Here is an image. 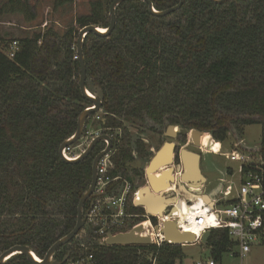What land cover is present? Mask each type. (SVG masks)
I'll use <instances>...</instances> for the list:
<instances>
[{
	"label": "trees",
	"instance_id": "16d2710c",
	"mask_svg": "<svg viewBox=\"0 0 264 264\" xmlns=\"http://www.w3.org/2000/svg\"><path fill=\"white\" fill-rule=\"evenodd\" d=\"M150 1L158 11L179 2ZM31 2L0 0V17L18 13L31 22L35 20ZM112 2L92 1L88 13L75 17V26L62 34L48 28L15 39L18 52L13 59L5 54L10 41L3 43L0 37V253L22 245L42 258L75 227L79 201L90 186L93 159L104 145L99 143L73 165L58 155L61 144L75 132L78 116L90 105L79 91L80 69L72 48L79 29L91 24L108 27ZM71 3L54 0L53 9ZM115 18L108 37L88 34L82 46L85 85L98 86L104 93L100 114L105 122L96 125L122 133L112 139L110 177L128 181L133 151L139 160L146 158L141 135L147 120L157 126L201 130L217 142L224 141L231 129L241 134L239 128L259 125L264 157V0L222 5L185 0L179 10L164 17L150 15L140 1H125L116 7ZM120 183H111L109 190ZM125 212L143 214L130 201ZM140 221L131 218L129 226ZM80 242L84 245L77 246ZM70 244L73 248L65 245L56 251L57 261L68 251L69 261L91 255L95 264H180L186 258L183 246L102 245L87 225ZM234 245L226 230L214 229L204 248L219 264ZM5 264L29 263L17 255Z\"/></svg>",
	"mask_w": 264,
	"mask_h": 264
},
{
	"label": "built area",
	"instance_id": "2783aa9c",
	"mask_svg": "<svg viewBox=\"0 0 264 264\" xmlns=\"http://www.w3.org/2000/svg\"><path fill=\"white\" fill-rule=\"evenodd\" d=\"M74 49V47L72 48ZM18 52V42L12 39L6 48L5 54L9 59H13ZM100 113L87 121L86 127L80 140L75 145L65 148L64 154L69 159L79 156L86 145L97 136L105 133L106 130L97 126L100 119ZM204 144V143H203ZM213 153L220 155L221 149ZM112 153L103 156L97 165V180L94 194L100 195L108 186L121 179L120 176L110 177L109 171L112 169ZM229 162L236 164L234 168L228 167L214 186L208 187L205 183L199 190L200 194H206V191H217L214 198L210 199L211 209L200 199H197L191 208L196 207L193 218L185 215V223L190 224L196 232V240L191 245H201V237L205 231L214 229H224L227 231L229 239L235 244L231 254L242 260L248 256L251 249L255 246L264 244V157L258 153H246L239 149L236 144L232 145L230 152L222 154ZM107 186V187H106ZM140 188L134 187L128 181H124L122 192L117 195L118 189L108 190L105 199L99 200L103 204L96 203L89 211L86 225L89 226L97 237L99 244H105L108 234L115 235L127 231L128 229L139 225H144L145 231L142 236L150 237L152 245L160 247L163 244H169L158 230L154 231V226L162 227V221L167 219H177L178 228L181 232H186L181 218L177 213L167 210L166 214L152 215V218L144 213L142 215H127L125 208L130 201L132 207H138L136 202L140 199ZM117 195V196H116ZM112 197V198H111ZM199 198V195H198ZM107 199V200H106ZM109 199V202H108ZM144 217V220L142 219ZM131 218L142 219L137 224L129 226ZM154 220V221H153ZM132 223V221H131ZM147 224V225H145ZM129 226V227H128ZM64 264H95L91 255L80 256L76 260L67 261ZM151 264H157L152 261ZM180 264H218L213 258H198L189 262Z\"/></svg>",
	"mask_w": 264,
	"mask_h": 264
},
{
	"label": "water",
	"instance_id": "95a60500",
	"mask_svg": "<svg viewBox=\"0 0 264 264\" xmlns=\"http://www.w3.org/2000/svg\"><path fill=\"white\" fill-rule=\"evenodd\" d=\"M125 1H140L144 4H146L148 11L150 15L154 17H164L167 16L177 10H179L182 5L184 4L185 0H179V2L166 10L158 11L154 8L152 2L150 0H113V2L110 4L109 7V25L108 27L102 28L98 25H87L83 28H81L78 31L77 40H76V55L78 58L79 63V91L83 99L88 101L90 104L89 107L85 108L80 115L77 118V127L73 135H71L68 139H66L60 146L58 155L59 158L63 163L66 164H76L78 162H81L86 157L89 156V154L93 151L94 147L99 143H104L105 147L104 149L95 156L92 166H91V182L89 188L83 193L78 207H77V217H76V224L75 227L70 231L67 235L57 240L45 253L43 258H38L34 252L31 250L30 247L27 246H12L6 251L2 252L0 254V264H5L8 260H10L12 257L16 255H22L25 257L27 262L29 264H64L67 261H69V255L68 252L61 261L55 260V254L56 251L62 247L67 245L70 241H72L79 232L85 227L87 216L89 214V211L94 207L96 203L99 205L103 204V202H100L101 200L105 199L107 191L110 189V185L108 188L104 191V193L100 195L94 194L95 186H96V180H97V165L99 160L110 153L111 147H112V139L110 136L102 135L94 137L88 145L85 146L83 153H81L79 156H77L74 159H69L65 156L64 150L66 147L70 145H75L80 140L83 131L86 127L87 121L89 118L97 113L101 112V104L103 100V93L101 89L94 88V91H90L86 85V67H85V60L82 53V46L85 37L88 34H93L100 38L108 37L112 31L114 30V27L116 25V18H115V9L118 5H120L122 2ZM232 0H210L211 3L215 5H222L227 2H230ZM246 1V0H241ZM159 133V132H158ZM204 131H200L197 129H192L190 132V140L191 145L195 148H201V137L204 136ZM230 135L233 136V139L235 140V144L239 147L240 150L246 153H258L260 152V148L250 149L247 147H244L242 144V141L239 140L237 133L235 130L231 129ZM160 137V143L159 145L155 147L149 146L148 142L143 140V143L146 145V158L143 160L144 165L141 168V170H137L139 175H135L140 177L139 179L143 180L144 186L141 187V185L137 184L134 185V187H138L140 192V199L136 202L137 206L144 207V213L148 216V218H152V215H165V205L170 203L172 198H168V194L164 193V190L168 187L170 184H176L175 176L177 174L176 170H180L181 168V175L179 177L180 181L187 182L189 179H193V181L199 180L203 185L206 183L205 178L200 174L201 170L199 168L200 164V155L195 154L193 152L187 151L185 149H177L175 148L174 143H166L163 142L164 139H175V132H174V126L168 125L166 127V131L163 134V136ZM210 142H213L211 134L208 135ZM203 142V141H202ZM208 148V147H207ZM209 149V148H208ZM161 150V151H160ZM164 150H167L166 157L162 153ZM156 152V153H155ZM178 155V162L176 161V156ZM178 166H180L178 168ZM157 174L159 176V179H156L154 175ZM159 180H163L164 182L161 184L159 183ZM124 181L117 179V181L112 183H120V186L118 188L117 195H119L124 187ZM107 187V186H106ZM196 187V186H195ZM217 191H209L206 195L209 198V202L207 203L208 209H211V201L210 199L214 198V196L217 194ZM116 195V196H117ZM212 195V196H211ZM166 197V198H164ZM112 198V197H111ZM100 200V201H99ZM107 200V199H106ZM90 201L89 208L87 210H84V206L86 202ZM109 202V199H108ZM144 220V217H142ZM140 219V220H142ZM160 230L164 241H167L170 245H176V246H186L191 245L195 242L196 238L194 237L193 233H185L181 232L178 228V220L177 219H167L162 221V227L159 229L158 226H154V231L158 232ZM145 228L143 224L136 225L127 231L117 233L115 235L108 234L105 240V245L107 246H143V245H152V240L150 237L142 236V233H144ZM210 235V231H205L201 237V245L205 246L208 237ZM36 256L38 260L35 259Z\"/></svg>",
	"mask_w": 264,
	"mask_h": 264
},
{
	"label": "rangeland",
	"instance_id": "374dc122",
	"mask_svg": "<svg viewBox=\"0 0 264 264\" xmlns=\"http://www.w3.org/2000/svg\"><path fill=\"white\" fill-rule=\"evenodd\" d=\"M94 0H72V3L65 5L58 10L53 9L54 0H32L31 4L35 11V20L28 22L21 14L15 13H3L0 17V37L3 43H7L12 39H20L23 37H31L41 31H45L48 28L54 29L59 34H62L70 25L74 23L75 17L85 15L88 13L89 4ZM75 26V24H73ZM80 30V29H79ZM75 50V46H74ZM90 91L93 90L92 85L89 83ZM91 120V119H90ZM151 124L147 125L148 128ZM167 127V126H166ZM178 129V127L176 128ZM242 133H237L239 140L242 141L244 147L255 149L259 148L261 128L259 125H250L239 128ZM186 132V131H185ZM209 135V133H208ZM136 137L135 134H133ZM142 138L146 139L149 146L157 147L160 143V137L158 134L149 130H145ZM213 139V138H212ZM207 136L204 137L203 143L205 144ZM214 140V139H213ZM215 141V140H214ZM233 136L226 135V138L222 142L215 143V152L221 149V154H212L201 152L199 149L184 148L177 146V149L184 148L187 151L193 152L202 157L201 170L207 179V186H214L218 179L223 177V173L226 168H234L237 165L229 162L222 154L230 152V148L235 144ZM163 142L174 143L172 141L164 139ZM220 143V144H219ZM207 147L210 149V142L207 143ZM144 165L143 160H134L128 165L127 179L131 181L132 185L142 184L143 180L140 177L134 175V170H141ZM144 186V185H143ZM203 186V184L201 185ZM199 188L196 189L198 191ZM209 190L206 191L208 194ZM84 245V244H82ZM183 253L186 256L184 262H189L198 258H207L209 252L200 245L184 246ZM219 264H264V245L255 246L251 249L246 258L240 261L239 258L232 255H224Z\"/></svg>",
	"mask_w": 264,
	"mask_h": 264
},
{
	"label": "crops",
	"instance_id": "0c3cea01",
	"mask_svg": "<svg viewBox=\"0 0 264 264\" xmlns=\"http://www.w3.org/2000/svg\"><path fill=\"white\" fill-rule=\"evenodd\" d=\"M10 14V13H8ZM18 14V13H15ZM11 15V14H10ZM168 143V142H167ZM220 144V143H219ZM161 151V150H160ZM156 153V152H155ZM166 153L162 154L166 157L165 155ZM133 155V159L137 160V156L135 154V151L132 152ZM133 160V161H134ZM132 161V162H133ZM131 162V163H132ZM130 163V164H131ZM129 164V165H130ZM180 166H178L179 168ZM200 168V167H199ZM201 170V169H200ZM177 174L175 176L176 180V184H170L168 185V187L164 190V193L168 194V198H172L173 200H171L170 203L165 205V210H171L172 213H177L178 216L181 218V214L185 211L182 207L181 208H177L179 206H182L181 203H184V207L186 209L191 208V204H194V202H196L197 198H198V192L196 191L197 187L196 186V181H193V179H189L187 182L184 181H180L179 177L181 175V168L180 170H176ZM200 174L205 178L206 183H207V179L204 176V174L202 173V170L200 172ZM154 177L156 179H159V176L157 174L154 175ZM129 183H132L131 181L128 180ZM163 180H159V183H163ZM182 184V185H181ZM141 187H143L144 183L140 184ZM202 187V186H201ZM166 198V197H164ZM181 201V202H180ZM179 205V206H178ZM134 208H139V207H134ZM142 209V208H141ZM181 210V211H180ZM178 211V212H176ZM137 216V215H136ZM140 216V215H139Z\"/></svg>",
	"mask_w": 264,
	"mask_h": 264
},
{
	"label": "flooded vegetation",
	"instance_id": "af4514ba",
	"mask_svg": "<svg viewBox=\"0 0 264 264\" xmlns=\"http://www.w3.org/2000/svg\"><path fill=\"white\" fill-rule=\"evenodd\" d=\"M86 82V81H85ZM99 88L98 86H95L94 88ZM94 88H93V91H94ZM100 89V88H99ZM102 91V90H101ZM102 93H103V91H102ZM103 102H104V93H103V100H102V104H101V111H103L104 112V110H103ZM90 106V105H89ZM88 106V107H89ZM87 108V107H86ZM101 113V112H100ZM101 115V114H100ZM114 116V115H113ZM90 119V118H89ZM99 121H102L103 123L105 122V120L103 119V117L102 116H100V119H99ZM149 124H151L148 128H146V130H149V129H151V128H154V129H156L157 130V132H155L156 134H158L159 136H163V134L165 133V131H166V126H168L169 124H167V123H165V124H163L162 126H157V125H155V124H153L152 122H150L149 120H147L146 121V125H149ZM173 126V125H172ZM147 127V126H146ZM178 127V129H176ZM106 130V132L105 133H102L100 136H102V135H109L110 136V138L111 139H113L115 136H121V130L120 129H105ZM191 130L192 129H190V130H185V129H183L181 126H179V125H177V126H174V132H175V139H167V140H169V142L170 141H172V142H174V144H175V148H176V150H177V146H179V147H183L184 146V148H193V149H199V150H201V152L203 151V152H205V153H207V152H209V153H212V154H215V153H213L212 152V149H208L207 148V143H208V141H209V138L207 137V140H206V143L205 144H203V139H204V137L205 136H208V133H204V136L203 137H201V148H195V147H193L192 145H191V140H190V132H191ZM150 131V130H149ZM186 131V132H185ZM201 131V130H200ZM109 132H111V134H109ZM159 132V133H158ZM154 133V132H153ZM141 139H142V141L143 140H145L144 138H142V135H141ZM113 141V140H112ZM98 145V144H97ZM103 145H104V147H105V144L103 143ZM104 147H103V149H104ZM184 148H181V149H184ZM102 149V150H103ZM101 150V151H102ZM100 151V152H101ZM113 148L111 147V153L113 154ZM207 151V152H206ZM93 152V151H92ZM91 152V153H92ZM99 152V153H100ZM83 153V152H82ZM90 153V154H91ZM98 153V154H99ZM89 154V155H90ZM87 158V157H86ZM94 160V159H93ZM178 160V155L176 156V161ZM178 162V161H177ZM201 164H202V157H200V164H199V167H200V169H201ZM207 195V194H206ZM203 202H206L205 201V199H201ZM71 242V241H70ZM70 242L66 245V247L67 248H70L71 246H72V248H73V245L72 244H70ZM78 243V242H77ZM18 246H22V245H18ZM74 246H75V244H74ZM77 246H82V244H81V242H80V245L78 244ZM27 247H29V246H27ZM32 250V249H31ZM6 251V250H5ZM33 251V250H32ZM4 252V251H3ZM34 252V251H33ZM69 252V251H68ZM67 252V253H68ZM2 253V252H1ZM0 253V254H1ZM35 254V253H34ZM36 255V254H35ZM17 256V255H16ZM16 256H14V257H16ZM19 256V255H18ZM20 256H22V255H20ZM37 256V255H36ZM14 257H12V258H14ZM38 257V256H37ZM11 258V259H12ZM38 258H40V257H38ZM43 258V257H42ZM55 260H56V258H55ZM27 261V260H26ZM57 261V260H56Z\"/></svg>",
	"mask_w": 264,
	"mask_h": 264
},
{
	"label": "bare ground",
	"instance_id": "6f19581e",
	"mask_svg": "<svg viewBox=\"0 0 264 264\" xmlns=\"http://www.w3.org/2000/svg\"><path fill=\"white\" fill-rule=\"evenodd\" d=\"M208 137V136H207ZM209 138V137H208ZM208 142H210V140L208 141ZM215 143H216V141H213V142H210V149H214L215 148ZM166 153L167 152V150H164L162 153ZM207 152V151H206ZM207 153H209V152H207ZM162 155V154H161ZM165 155H167V154H165ZM182 185V184H181ZM201 185H202V183L199 181V180H197L196 181V187L197 188H199L198 189V195H199V198H197V199H205V203L207 204L208 202H209V198L206 196V194H200L199 193V190H200V188H201ZM212 196V195H211ZM181 202V201H180ZM181 205L182 206H179V207H177V208H183L185 211L181 214V220H182V224H183V226H184V228H185V233H193V235H194V237L196 238V232H195V230H193V228H192V226L190 225V224H186L184 221H185V215L187 214V216L189 215V217H192L193 218V215H194V212H195V210L197 209L196 207H194V208H189V209H186L185 207H184V203H181ZM181 211V210H180ZM176 212H178V211H176ZM145 225H147V224H145ZM35 257V259L36 260H38V258L36 257V256H34Z\"/></svg>",
	"mask_w": 264,
	"mask_h": 264
}]
</instances>
